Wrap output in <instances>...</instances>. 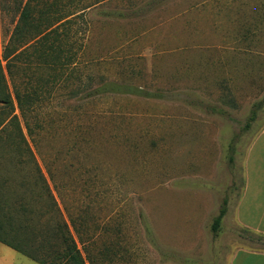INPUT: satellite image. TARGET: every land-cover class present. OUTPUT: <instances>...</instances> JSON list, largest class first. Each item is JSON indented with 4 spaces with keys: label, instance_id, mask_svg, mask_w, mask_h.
Returning a JSON list of instances; mask_svg holds the SVG:
<instances>
[{
    "label": "rangeland",
    "instance_id": "374dc122",
    "mask_svg": "<svg viewBox=\"0 0 264 264\" xmlns=\"http://www.w3.org/2000/svg\"><path fill=\"white\" fill-rule=\"evenodd\" d=\"M25 1L3 0V42ZM83 21L72 29L83 53L54 84L32 74L31 48L13 59L10 91L36 85L40 98L32 136L23 128L33 158L0 152V195L34 197L41 219L59 218L33 185L37 165L87 264H229L239 248L264 251L235 217L264 126V0H107ZM0 264L36 263L0 246Z\"/></svg>",
    "mask_w": 264,
    "mask_h": 264
},
{
    "label": "trees",
    "instance_id": "16d2710c",
    "mask_svg": "<svg viewBox=\"0 0 264 264\" xmlns=\"http://www.w3.org/2000/svg\"><path fill=\"white\" fill-rule=\"evenodd\" d=\"M105 1L107 0H26L19 3L18 19L3 44L0 62L1 153L9 150L7 155L11 156L14 149L17 150V155L22 152L26 155L28 151L33 158L23 128L32 136L29 115L33 116L40 98L39 88L31 84L33 87L30 90L25 88L21 91L13 85V91H10L8 79H12L13 70L16 68L13 59L18 61L24 50L31 48L32 51L26 55V59L31 60L32 74L37 73L35 78L43 82V85L54 84L55 71L76 66V52L83 53L82 40L75 38L80 32L72 31L73 27L79 22L77 27L85 29L82 25L85 13ZM4 8L3 0H0L1 15ZM42 73H46V77H42ZM35 168L39 177L33 185L40 183L41 194L47 198L48 206L60 217L56 219L48 216L47 219H41L43 214L32 204L34 197L29 201L26 196L8 198L0 195V243L36 264H87L90 256H83L68 224L62 218L61 210L45 177L37 165ZM39 194L40 192L35 193L37 199ZM28 195L31 197L30 193ZM79 240L84 244L80 237Z\"/></svg>",
    "mask_w": 264,
    "mask_h": 264
},
{
    "label": "crops",
    "instance_id": "0c3cea01",
    "mask_svg": "<svg viewBox=\"0 0 264 264\" xmlns=\"http://www.w3.org/2000/svg\"><path fill=\"white\" fill-rule=\"evenodd\" d=\"M3 41L0 14V62ZM235 217L241 227L264 236V126L255 134L244 156L243 185ZM229 264H264V251L239 248Z\"/></svg>",
    "mask_w": 264,
    "mask_h": 264
}]
</instances>
